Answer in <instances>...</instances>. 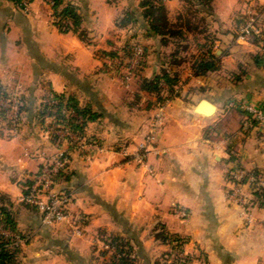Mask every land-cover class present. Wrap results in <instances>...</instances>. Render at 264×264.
Segmentation results:
<instances>
[{
  "label": "crops",
  "instance_id": "crops-1",
  "mask_svg": "<svg viewBox=\"0 0 264 264\" xmlns=\"http://www.w3.org/2000/svg\"><path fill=\"white\" fill-rule=\"evenodd\" d=\"M169 1L176 0H164L168 10ZM64 3L77 7L82 19L80 26L86 30L88 37H93V34L102 28L107 37L113 38L114 44L107 38L96 48L94 39H90L91 44L87 45L71 32H59L51 23L49 5L42 0H31L25 11L8 0H0V84L19 93L18 98L24 104L18 129L10 137H0V193L7 195L10 202L15 196L17 199L20 189H17L16 181L35 171L43 158L55 152L58 147L44 131L43 127L48 119L41 125L36 116L42 96L49 90L71 94L79 105H87L100 114L96 120L87 122L84 132L88 138L98 139L101 151L95 155L94 160L85 161L75 153L76 151L68 150L65 144L59 146L68 150L70 160L69 174L59 183L73 194L68 213L83 218L76 222L77 227L74 226L75 222H70V216L66 221L55 224H63V227L76 236H83L85 233L81 239L87 242L98 239L86 231L103 230L121 236L131 247L132 264H137L138 261L140 264H153L155 258L146 250L140 254L142 246L136 245L137 238L131 231L134 227L140 229L141 224L132 222L131 217L116 204L119 189L126 179L128 163L131 161H125L127 158L120 154L113 155L111 148L115 143H127L125 150L132 156L135 145L142 140V134L149 125L150 119L146 116L155 106L156 94L141 90L136 80L128 89L116 85L112 80H94V76L90 75V67L102 60L94 55L95 50L120 48L115 43H120L124 35L128 37L143 33L149 41L146 45L149 55L145 65L149 68L148 76L151 77L167 66L169 54L175 49L174 45L171 42L161 44L159 36L148 35L145 25H140V16L139 18L134 15V21L125 27H117L114 24L123 10L130 9V0H64ZM211 3L213 8L217 6L215 10L219 16L225 14L231 17L237 14L246 15L244 13L252 5L256 6L258 36L264 39V0H212ZM219 37L222 40H216L218 43L227 39L228 34H219ZM243 43L244 45H234L228 50L216 48L214 51L219 60L218 69L202 76L191 75L193 80H184V86L193 85L198 94L193 103H187L190 108L184 106V170L179 169L182 167V153L180 152L179 157L177 148H168L167 144L183 140V135L179 137L182 132L177 130L170 119L169 114L172 115L171 109L175 103L174 99H170L163 109V120L166 123L157 133L156 145L146 155L145 164L152 168V173L136 174L140 187L132 192H135L133 195L136 200L141 199L142 193L146 195L152 187H157L156 176L158 177L161 171L167 174L170 181L175 173H170L169 168H178V175L184 181V186L180 184L184 190V206L189 209L184 233L190 238L185 247L194 244L206 257L208 264H264V207L250 208L251 221L246 224L242 221L240 210L227 204L224 198L227 184L223 179V171L230 166L228 157L232 152L230 148L236 144L235 138L230 134L229 138L217 143L216 151L207 144L208 140L203 138L199 142L201 153L197 156L186 148L191 145L188 142L191 139L190 134L195 136L194 134L199 132L198 127L213 125L214 130L219 131L221 127L222 132L236 128L239 116L234 113L232 121L227 117L231 114L226 106L229 100L235 99L264 109V43ZM180 53L181 50L177 54ZM207 55L208 53L205 57ZM179 66H176L175 70H178ZM238 69H242L238 79L226 78L227 73L237 74ZM148 76L142 74V77ZM160 85L165 86V83ZM209 90H213L212 97L207 95ZM185 91L186 89L184 95ZM189 95L190 93L186 96ZM201 99L213 104L212 114L205 115L194 111V106ZM149 107L151 108L148 109ZM216 120L218 124L222 121L228 123L218 127ZM213 122L215 123L211 124ZM195 124L197 128L192 127V132H189L187 127ZM196 130L198 132H195ZM230 138L232 139L229 140ZM240 151L238 162L241 166L246 169L264 170V126L250 131ZM190 161L193 162L192 166ZM145 204L148 207L146 206L143 212L154 214L153 219L157 218V223L163 224L165 230L170 232L167 230L169 215L166 204L162 202L155 208L150 207L147 202ZM76 228L78 233L75 232ZM154 228L153 226L152 229ZM59 235L65 234L60 232ZM149 238L159 242L152 234ZM159 243L163 249L168 246ZM23 245L28 244H21V247ZM26 254L22 251V264L40 261V251Z\"/></svg>",
  "mask_w": 264,
  "mask_h": 264
},
{
  "label": "rangeland",
  "instance_id": "rangeland-1",
  "mask_svg": "<svg viewBox=\"0 0 264 264\" xmlns=\"http://www.w3.org/2000/svg\"><path fill=\"white\" fill-rule=\"evenodd\" d=\"M110 1H115V0H108V2ZM133 1L130 0L131 3L128 4V8L132 10L134 15H137L139 17L140 9L138 7V0H135L134 1L135 3ZM176 1H172V2L169 1L168 4L170 5V8L169 10L166 9V13L168 16V20L173 25L174 30L175 29L179 30V27H181L180 31L182 32V34H178L177 36H175V39H170L173 45L174 46L177 45L176 47H179V49L181 50V53L177 54L176 57L173 58L174 62L177 63L176 66L178 65L180 66L178 67V70H176V72L174 73L173 75L174 77H171V80H176L175 84L169 87L166 85L165 86L160 85L159 86L160 90L158 92V96L156 97V99H161L162 97L167 98L163 103V109L165 106H167V104L169 103L168 101L170 99L175 100V103L171 109L172 115L171 114L169 115L171 116L170 119H172L171 122L175 124V126L177 127V130H180L182 132V134L179 135V137L180 136L182 137L183 135V140H181V142L179 141L176 143L175 141L174 143H167V144L169 145L168 148L170 147L177 148V154L179 157H180V152L182 153V156H181L182 157V160H181L182 167L179 169L184 170V111H186L184 110V106L190 108V106L187 105V103H193L195 101L196 96H198L197 92H195L196 87H193V85L184 86V80H193L191 78V75H193L191 66L193 65L195 61L201 58H204L206 56V53H208L207 56H211L212 54L215 55L214 50L216 48H221V50H228L230 47H233L234 45H242V44L244 45L242 40H238L237 33L239 31V28L244 24L246 20V15L257 16L258 10L256 6L255 8L254 5H252L246 11V13H244L246 15L237 14L236 16L231 17V16H227L223 14L222 16H219V14L215 10L217 6L213 8L214 6L211 3L212 0L210 2V6L208 7L198 5L196 3V0H176ZM42 2L47 4L44 0H42ZM163 3H164V0H163ZM25 9L26 7L22 9V11H25ZM178 16H180L181 20L177 18ZM138 20L140 22V25H143V26L145 25L141 21L142 20L141 18ZM254 23H255V26L257 27L258 21H256V19ZM182 27L183 28L188 27V30H185L184 28V31H183ZM219 34H224V35L228 34V37L224 41H221L220 43H218L216 42V40H222L221 37H219ZM145 37L146 36H144L143 33L139 35H135V36L130 35L128 37L124 35V37H122V41L120 40V43H115V44H117V46H119L120 48L121 47L128 48L132 46L133 44L142 46L144 48V58H143L142 66H141L142 68L139 73L140 75L143 74L145 76L146 75L148 76L150 72H149V68L146 67L145 64H146V60L148 61L147 55L149 54H148V50L146 49V45L149 44L148 43L149 41L145 39ZM256 38L258 39L257 42H260V44L264 43V39L262 40L260 36H257ZM90 39H94L93 43L96 48L98 47L97 45H99L104 39H107L109 42L114 44L113 38L111 39V36L107 37L105 35V31L102 28L99 31L95 32V34H93V37H91ZM245 41L249 42L250 40L247 39ZM257 42L255 44L259 45V43ZM95 51H94V55H95ZM257 51L258 49L255 52ZM118 55H121L120 51ZM149 63H151V61ZM241 70L242 69L236 70L237 74L227 73L226 78L228 80L230 79L235 80L236 78L238 79V75L240 74ZM90 71H92V74L90 75L94 76L93 77L94 80H102L103 82H106L107 80H112L113 83H115L116 85L122 86L120 82V76H121L120 69L116 68L114 65H112L108 61L104 62L103 60H100V63L94 64L90 67ZM147 78H150V77L148 76ZM17 79L22 80L19 78ZM10 80H12V78H10ZM134 80H136L135 77L134 79L129 80L127 87H124V86L123 87L125 89H128ZM1 86H3L4 90L6 91L8 96H10V98H18L19 93L12 91L9 88V86H6V85L4 86L2 84ZM184 88L186 89L185 95H184V90H185ZM163 90L165 91L163 92ZM212 92L213 90H209V93H207V95L209 97H212V94H211ZM164 93L165 95H163ZM189 93H190L189 97L186 96ZM189 99H191V101ZM230 102H237V104H241V103L250 104V103L236 101L235 99H232L226 102V106L229 109V113H231V114L228 113L229 116H227L229 118V121H232L234 117V113L235 115L239 116V119L237 120L236 128L233 131H223V132L220 131L221 127L219 126H222L221 124L223 125L227 124L228 122L225 123L224 121H222L218 124L217 120H216V123L218 124L219 131L214 130L213 125H207L206 127L204 126L202 128L200 127L197 128L195 124V126L187 127L189 132L191 131L190 128L192 127H196L197 130H199V132L197 130L195 131V132H198L194 134L195 136L190 134L191 139H189L188 142L191 145L190 147L186 146L187 149H189L191 152L196 154L194 156H197V154L201 153L199 142L203 138L207 139L208 140L207 144L213 150L216 151L218 150L216 146L218 145L217 143H221L222 140H226V138H229L231 134V137L235 138L236 144L234 143L232 145V148H230L232 152L229 153V157L231 156L233 158L236 157L238 160L240 152H241L240 150L242 149V144L248 137V134L250 133V131L256 130L257 128L264 126V122L257 123L256 125H251L250 127H248L246 132H242L241 131V121L246 116V113L239 110L237 105H230L229 104ZM250 105L255 106L253 104H250ZM157 107H158V104L155 101V106L154 108L151 109L152 112H149V115L146 116L148 120L150 119L147 130L146 132L142 134V140L138 144L135 145V149H134L135 151L132 153V155L135 154L139 144L144 143L146 146V150L144 151L145 153L144 161L137 162L125 150L127 143H124V142L115 143L113 147L111 148V152L112 150L113 151H119L122 149L125 150V152L128 154L125 156L127 158V159L125 158L126 159L125 161L127 160L131 161L128 163L129 166L127 167L128 169L126 172V179L124 183L121 184L122 187L119 189L116 204L120 208L121 211L126 212V214L129 217H131L132 222H135L136 225L141 224V228H140L141 230L134 227V229H132L131 231L134 232V236L137 238V242H135L137 243L136 245L142 246V248L145 247V249L141 248L139 250L140 254L141 253L143 254L142 251L146 250L149 254H151V257L153 256V258H155L153 264H186V263L187 264H199L197 262V257H199L200 255H203V253L200 252L199 251L200 249L196 248L194 244L185 247L186 245L185 243V245L183 244V246L181 247V251H178V250L171 251V253L168 254L170 258L167 260V258L165 257V254H167L169 250V246H167L166 249H163L162 245H160L159 242H155V240H152L149 238L151 237V234H153L152 227L153 226L155 227L158 224L157 223L158 219L157 218L153 219L154 214L151 215L149 212L148 213L143 212L144 210H146L144 208L148 207L145 204V202H147L150 205V207L154 206L153 208H155L156 205L159 206L160 204H162V202H164L167 206V213L169 215V218H168L169 219L168 220L169 229L167 230H169L171 233H175L177 236H180L183 239L186 238V240L188 241L190 236H187L184 233V223L189 215V209L184 206V190H182L180 187V184L184 186V181L181 179V176L178 175L179 171L177 172V170L179 169L177 168V170L176 169L172 170V166L169 168L170 173L171 171L175 173L173 176L174 178L171 179L170 181H168L169 178L167 174L164 171H161L162 174L160 173L158 177L156 176L157 187H152L150 190V193L146 195L142 193L144 198L142 197L141 199L136 200L133 195L135 192L132 193L138 187H140V185L137 183L136 178H138V176L136 174L146 175V173H149V174L152 173V168L148 166L147 164H145L146 155L152 149V147L156 145V142L158 141L156 139L157 133L159 130H161L164 123H166L165 120H163V117H164V111H163L161 123L158 125V127L154 128L155 130H154V133L152 134L151 139L149 141L145 140L148 132L152 128V124H153L152 122L154 120L155 114L158 109ZM255 107L260 108L258 106H255ZM150 108L151 107H149L148 109ZM20 123H21V120L18 122V126L20 125ZM214 123L215 122L211 124H214ZM3 124L4 123L0 121V130L2 131V133H4V135H6L8 130L4 128ZM12 133L14 134V132ZM231 139L232 138H230L229 140ZM95 140L98 141V139H95ZM75 153L79 155L85 161L94 160L95 155L97 154L96 153L93 158L91 157L86 158L84 157L83 154L79 153L78 151H76ZM115 157H119V156H115ZM128 157L130 158L128 159ZM189 163H190V166L193 165V162L190 161ZM69 164H70V160H69L68 167H67L68 170L70 168ZM139 167H142L143 169ZM164 169H165V166H164ZM225 171H226V168L223 171L224 175H225ZM224 175H223V179H224ZM60 180L58 181L56 187L58 189L62 188L63 190L69 191L70 196H71V202H72L73 200L72 192L66 187H61L59 184L61 182ZM23 181L24 179L22 180L19 179L18 181H16L17 189L19 188L20 192L23 187ZM18 196L19 195H17V199L15 196L13 200H11V205H10L11 211L10 212L14 219L17 231L26 236V238L28 239L27 241L28 245L26 246L23 245L22 247L20 246L21 249H20V253L18 254L17 264L24 263L23 260L21 259L22 251L24 255H27L26 253L30 254L31 251H40V257H39L40 261L38 260L31 261L28 264H43L45 262H47V264H115V262H113L112 260L114 257L110 253L104 251L101 246L102 245L101 236L105 234H111V233H106L103 230L98 231V232L86 231L87 234H90V236L92 235L94 237H97L98 239L97 241H94V242L92 241L87 242L81 239V237L84 238L85 233L83 234V236L82 235L76 236L74 234H71L69 230L63 227L64 226L63 224H54V225L52 224L49 226L42 225L40 223L37 210H34V208L29 206L28 204H25L19 201ZM68 216H70L69 220L72 224H74L75 222L74 226L76 227L78 226L76 222H78V220L80 219L82 220L83 218L82 216L80 217H76L75 215L71 216L69 215V213H68ZM151 219L153 220V222L150 223ZM125 221L128 222L127 218H125ZM242 221L248 224L243 219ZM78 228H80V226ZM60 232L61 234H65V235H59ZM139 232H141V234H138ZM58 236H61V238H59ZM137 236L142 240L138 239ZM134 240L136 239L134 238ZM72 248H75L76 250ZM203 260H206L205 256L203 257ZM137 264H140V262L138 261ZM141 264H144V262H141ZM205 264H208V262L206 261Z\"/></svg>",
  "mask_w": 264,
  "mask_h": 264
},
{
  "label": "trees",
  "instance_id": "trees-1",
  "mask_svg": "<svg viewBox=\"0 0 264 264\" xmlns=\"http://www.w3.org/2000/svg\"><path fill=\"white\" fill-rule=\"evenodd\" d=\"M8 1L22 9L24 2L28 3L31 0ZM49 1L48 5L51 10V23L56 29L62 33L71 32L76 35L78 40L87 45L91 44L90 37H88L86 30L80 26L82 19L77 7L70 3H64V0ZM210 2L211 0H196L198 5L204 7L210 6ZM138 7L140 9V17L145 24L146 32L148 35L159 36L161 44H166L168 42L172 43L170 39H175V36L182 34L180 31L181 27H179V30L173 29V25L168 20L163 0H138ZM54 18H56L55 21L53 20ZM177 18L181 20L180 16ZM133 21L134 14L132 10L125 9L122 11L121 16L116 18L114 24L117 27H125ZM184 28L185 30H188V27ZM184 28L182 29L183 31ZM256 37L257 36L255 35H251L248 39L255 44L258 40ZM176 46H174V51L169 54L166 67L161 68L150 78L142 77L140 73H137L135 78L136 81L139 82L141 90L155 93L157 97L161 83H165L168 87L175 84L176 80H171V77H174L173 75L176 72L175 66L177 65L173 58L176 57L180 50L179 47ZM129 49L130 47H121L109 49L107 51L96 50L95 55L105 62L118 56L119 51L122 55L127 56ZM191 67L193 76H202L207 72L217 70L219 67V60L214 54H212L211 56L195 61ZM164 99L166 98L162 97L161 99H155V101L157 104H161ZM0 100L12 105L15 103L17 106L16 118L12 119L11 108L0 105V121L4 123V128L8 130L6 135L0 130V137H10L13 134L12 132H15L18 129L20 113L24 110V104L21 102L20 98H10L1 84ZM36 116L41 125L44 123L45 119H48L52 124H63L66 125L70 131L79 132L84 129L87 122L96 120L100 114L93 111L87 105H79L77 100L71 94L63 92L56 93L49 90L42 96ZM78 118H80V121ZM252 125H256V122L253 121ZM49 137L53 142L55 141L54 136ZM233 159L232 156L229 157V161ZM68 174V171L59 173L56 179L65 180ZM25 183H28V181L26 180ZM21 190L24 191L23 187ZM263 204L264 202L259 200L257 205L262 206ZM10 205L11 202L8 196L0 193V264H17L18 254L21 249V244L18 242V239H24L22 244L28 241L24 234L17 231L14 219L10 212ZM34 210L36 209L34 208ZM152 233L154 239L169 246V250L167 254H165L167 260L170 258L168 254H170L171 251H181V247L187 242L186 238L183 239L175 233L166 231L163 224H157ZM101 241H108L109 244L114 247L115 254L111 255L114 257L112 260L115 264H132V258L130 257L131 247L128 241L123 237L114 234H105L101 236Z\"/></svg>",
  "mask_w": 264,
  "mask_h": 264
},
{
  "label": "built area",
  "instance_id": "built-area-1",
  "mask_svg": "<svg viewBox=\"0 0 264 264\" xmlns=\"http://www.w3.org/2000/svg\"><path fill=\"white\" fill-rule=\"evenodd\" d=\"M49 4V0H44ZM28 3L24 2L23 8ZM54 21L56 18L53 19ZM255 16L249 15L244 24L239 28L237 33L238 40L245 41L251 35L258 36L259 31L255 26ZM144 58V48L140 45L133 44L130 46L127 56L118 55L110 60L109 63L120 69V82L122 86L127 87L129 80L134 79L137 73L140 72ZM167 99V98H166ZM164 99V101L166 100ZM158 103V109L155 114L152 128L148 132L145 140L149 141L154 133V128L161 123L163 115V103ZM0 105L11 108V118L16 117L15 103L9 104L0 100ZM230 105H237L238 109L246 113V116L241 121V131L246 132L252 122H264V109L256 108L250 104H237V102H230ZM80 121V118H78ZM44 131L48 136H54V143L58 146L56 151L46 156L37 169L27 174L23 181V189L18 196V200L35 208L39 215V220L42 225L49 226L57 222L66 221L68 218L69 205L71 203L70 192L57 188L56 185L60 179H56L59 173L67 172L69 163L68 150H76L83 154L86 158H93L94 155L101 151L98 141L88 138L85 135L84 129L82 131L72 132L66 125L52 124L50 121L44 125ZM65 144L67 149H61L59 146ZM146 146L144 143L139 144L137 151L132 157L137 162H142L145 159ZM112 154H120L122 156L128 155L125 150L113 151ZM224 180L227 184L225 190V202L229 205L235 206L240 210L241 218L249 223L251 221L250 208L258 206V201L264 202V170L251 168L246 169L241 166L236 157L230 161V166L225 171ZM78 229L75 232L78 233ZM24 239H18L22 244ZM102 249L110 254H115L114 247L108 241H102ZM200 254V253H199ZM203 255L197 257L199 264H205Z\"/></svg>",
  "mask_w": 264,
  "mask_h": 264
},
{
  "label": "water",
  "instance_id": "water-1",
  "mask_svg": "<svg viewBox=\"0 0 264 264\" xmlns=\"http://www.w3.org/2000/svg\"><path fill=\"white\" fill-rule=\"evenodd\" d=\"M204 107L206 108V112H210L207 114H212L214 112V106L213 104H211L209 101L205 100V99H201L195 106H194V111L195 112H203L202 110H204ZM212 110V111H211Z\"/></svg>",
  "mask_w": 264,
  "mask_h": 264
},
{
  "label": "bare ground",
  "instance_id": "bare-ground-1",
  "mask_svg": "<svg viewBox=\"0 0 264 264\" xmlns=\"http://www.w3.org/2000/svg\"><path fill=\"white\" fill-rule=\"evenodd\" d=\"M203 112H197V113H199V114H205V115H209V114H207V113H210V112H206V113H204L205 111H206V108L204 107V110H202ZM212 111V110H211Z\"/></svg>",
  "mask_w": 264,
  "mask_h": 264
}]
</instances>
